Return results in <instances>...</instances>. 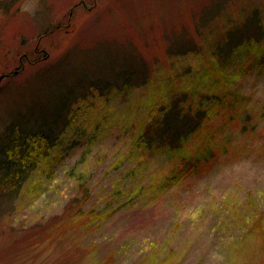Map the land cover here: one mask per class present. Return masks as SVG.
<instances>
[{"label": "rangeland", "instance_id": "1", "mask_svg": "<svg viewBox=\"0 0 264 264\" xmlns=\"http://www.w3.org/2000/svg\"><path fill=\"white\" fill-rule=\"evenodd\" d=\"M255 11L264 28V0H0V134L33 102L67 123L19 194L0 198V264H264V31L227 64L247 109L209 173L169 184L170 160L133 147L169 78L202 86L204 57L177 61L176 46L211 49ZM132 69L148 86L124 90ZM80 209L110 214L73 228Z\"/></svg>", "mask_w": 264, "mask_h": 264}, {"label": "trees", "instance_id": "2", "mask_svg": "<svg viewBox=\"0 0 264 264\" xmlns=\"http://www.w3.org/2000/svg\"><path fill=\"white\" fill-rule=\"evenodd\" d=\"M215 6L210 23L221 15L219 13L227 4ZM262 22L260 14L255 11L237 27L226 31L211 49L207 50L193 40L176 46L172 56H176L177 61L191 55L204 57L202 75L196 76L202 86L192 85L187 75L176 74V79L169 78L170 85L164 98L150 107L147 121L141 125L133 141L134 149L145 161L151 157L170 160L172 166L164 179L169 184L207 174L221 161L224 152L229 154L232 141L224 138L223 133L227 126L232 130L234 126L238 127V115L247 107L242 93L235 87L237 74L227 71L226 67L239 51L258 45L264 31ZM124 63L128 61L124 59ZM133 67L138 68L135 64ZM136 72L142 74L133 78ZM187 73L191 75L192 70L188 69ZM119 76L125 91L148 86L151 80L147 72L133 69L124 70ZM99 86L102 87L100 83H94V89L100 90ZM55 108L47 103L33 102L18 110L5 125L0 134V198L19 194L42 160L60 145L59 137L66 130L67 123L60 132L63 109L60 106ZM244 126L245 130L247 123ZM72 214L75 221L72 226L78 228L77 225L102 222L110 213L80 209L79 213ZM260 234L263 236V232Z\"/></svg>", "mask_w": 264, "mask_h": 264}, {"label": "water", "instance_id": "3", "mask_svg": "<svg viewBox=\"0 0 264 264\" xmlns=\"http://www.w3.org/2000/svg\"><path fill=\"white\" fill-rule=\"evenodd\" d=\"M17 73H18V72H15V74H17ZM4 78H5V76L2 75V76L0 77V80L3 81Z\"/></svg>", "mask_w": 264, "mask_h": 264}]
</instances>
